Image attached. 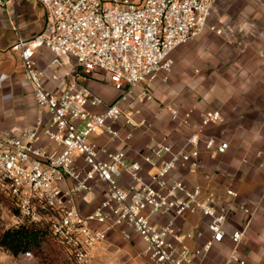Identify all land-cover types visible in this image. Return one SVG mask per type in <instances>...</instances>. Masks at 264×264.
Here are the masks:
<instances>
[{
	"label": "built area",
	"instance_id": "built-area-1",
	"mask_svg": "<svg viewBox=\"0 0 264 264\" xmlns=\"http://www.w3.org/2000/svg\"><path fill=\"white\" fill-rule=\"evenodd\" d=\"M14 1L0 0V7ZM36 1L44 9L45 28L30 39L18 36L14 49L35 104L45 110L47 121L39 120L16 135H0V184L9 205L17 210L18 224L45 226L71 264H87L106 233L120 226L142 240L145 247L139 256L149 264H194L224 239L226 217L214 207L211 194L199 185L188 187L173 174L196 170L202 150L226 152L228 143L201 137L203 129L221 121L220 112H201L197 128L178 147L162 136L140 156L141 163L93 138L105 136L107 143L123 144L135 131L150 127L144 118L136 119L140 110L128 102L152 100L150 92L144 89L135 94V89L158 76L166 80L174 66V51L208 27L213 0ZM39 48L52 54L54 69L61 68L65 58L75 62L77 71L56 92L44 87L42 74L35 68L33 56ZM101 72L119 95L96 112L90 108L103 101L84 82ZM51 79L62 81L57 73ZM168 112L172 122L189 127L190 113L174 107ZM142 164L154 170L147 179ZM97 183L105 186L104 199L82 214L78 198ZM225 196L235 193L227 189ZM168 213L173 218L164 224L153 221ZM195 214L208 219L210 237L201 246L185 243L200 237V232L181 233L174 223L176 218ZM246 228L230 234L234 247L223 264H246L237 255ZM121 234L129 238L125 231Z\"/></svg>",
	"mask_w": 264,
	"mask_h": 264
},
{
	"label": "crops",
	"instance_id": "crops-1",
	"mask_svg": "<svg viewBox=\"0 0 264 264\" xmlns=\"http://www.w3.org/2000/svg\"><path fill=\"white\" fill-rule=\"evenodd\" d=\"M44 28L45 12L36 0H15L0 7L1 136L16 135L34 127L39 120L47 121L45 110L35 104L32 86L23 75L19 52L14 49L18 36L30 39ZM51 59L52 54L46 48H39L33 56L44 87L56 92L66 86L77 68L72 58H65L63 66L54 69L50 66ZM173 59L167 82L158 76L150 84L135 89V94L144 89L150 92L151 101L128 102L129 107L140 110L136 119L144 118L150 127L135 131L133 138L123 144L107 143L105 136L94 137L93 141L99 145L106 143L112 150L122 149L128 160L141 163L140 156L147 154L150 144L165 135L178 147L197 128L201 112L218 110L221 121L203 129L201 137L228 143L226 152L202 150L196 170L173 174L188 187L199 185L211 194L214 207L226 217L224 239L214 243L209 253L194 264H223L234 247L230 234L244 227L247 228L237 247L238 257L246 264H264V0H213L208 27L175 50ZM53 73L61 76L62 81L52 80ZM84 85L103 101V105L90 108L92 111H102L118 96L106 76L101 80L100 73L91 76ZM169 107L190 113L189 127L172 122ZM142 169L145 179L154 171L145 164ZM206 174L209 180L204 178ZM126 179L123 177L122 183ZM104 188V184L97 183L89 192L80 194L78 208L82 214L89 213L104 199ZM0 189L4 192L1 184ZM227 189L235 196H225ZM171 218L173 214L168 213L154 217L153 221L164 224ZM207 222L200 214L174 220L181 233L202 234L185 240L189 246H201L210 237ZM122 231L128 234V239L122 236ZM144 247L131 229L116 227L92 250L87 264H149L139 256Z\"/></svg>",
	"mask_w": 264,
	"mask_h": 264
},
{
	"label": "rangeland",
	"instance_id": "rangeland-1",
	"mask_svg": "<svg viewBox=\"0 0 264 264\" xmlns=\"http://www.w3.org/2000/svg\"><path fill=\"white\" fill-rule=\"evenodd\" d=\"M101 80L105 79V73L101 72ZM170 73L166 76L168 81ZM165 78V77H164ZM163 78V79H164ZM95 79V77H93ZM182 80V79H181ZM103 84L102 82H97ZM106 85V84H105ZM119 95V92L114 91ZM118 97V96H117ZM8 200L0 189V234L18 224L17 212L9 205ZM0 264H71L67 258L62 246H60L53 237L48 234L46 241L38 250L30 251L18 256H12L8 251L0 248Z\"/></svg>",
	"mask_w": 264,
	"mask_h": 264
},
{
	"label": "trees",
	"instance_id": "trees-1",
	"mask_svg": "<svg viewBox=\"0 0 264 264\" xmlns=\"http://www.w3.org/2000/svg\"><path fill=\"white\" fill-rule=\"evenodd\" d=\"M14 210L17 212L16 209ZM48 234L45 226L19 224L0 234V248L8 251L12 256L25 254L38 250L46 241Z\"/></svg>",
	"mask_w": 264,
	"mask_h": 264
}]
</instances>
